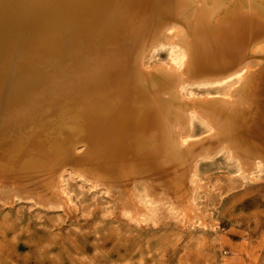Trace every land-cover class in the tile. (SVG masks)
I'll return each mask as SVG.
<instances>
[{"label":"bare ground","instance_id":"obj_1","mask_svg":"<svg viewBox=\"0 0 264 264\" xmlns=\"http://www.w3.org/2000/svg\"><path fill=\"white\" fill-rule=\"evenodd\" d=\"M261 176L264 0H0V209L204 225Z\"/></svg>","mask_w":264,"mask_h":264},{"label":"rangeland","instance_id":"obj_2","mask_svg":"<svg viewBox=\"0 0 264 264\" xmlns=\"http://www.w3.org/2000/svg\"><path fill=\"white\" fill-rule=\"evenodd\" d=\"M221 165L213 160L200 176L210 178ZM230 189L217 190L223 196L214 197L206 227L179 216L138 227L117 209L112 213L107 198L87 192L71 202L64 218L28 207L1 208L0 264H264V176ZM205 199L199 209L208 205Z\"/></svg>","mask_w":264,"mask_h":264}]
</instances>
